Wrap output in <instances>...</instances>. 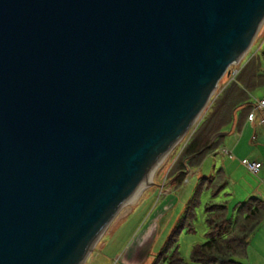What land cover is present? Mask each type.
Wrapping results in <instances>:
<instances>
[{
    "label": "water",
    "instance_id": "obj_1",
    "mask_svg": "<svg viewBox=\"0 0 264 264\" xmlns=\"http://www.w3.org/2000/svg\"><path fill=\"white\" fill-rule=\"evenodd\" d=\"M263 21L264 0H0V264H83Z\"/></svg>",
    "mask_w": 264,
    "mask_h": 264
},
{
    "label": "trees",
    "instance_id": "obj_2",
    "mask_svg": "<svg viewBox=\"0 0 264 264\" xmlns=\"http://www.w3.org/2000/svg\"><path fill=\"white\" fill-rule=\"evenodd\" d=\"M249 54L251 56L239 67L234 78L229 76L170 168L167 181L171 180L174 188L182 186L187 169L198 167L219 146L220 137L210 145L212 136L222 130L240 128L238 122L241 116L247 117L253 109L250 94L264 84V58L252 51ZM227 185V175L222 169L214 176L200 178L175 225L178 230L174 227L156 253L153 264H245L250 239L264 223V200L249 196L231 207L223 202L214 203L213 198ZM204 191L211 195L203 203L201 197ZM198 213L202 214L206 226L204 240L192 246L186 260L179 253L177 235L182 228L186 232H195Z\"/></svg>",
    "mask_w": 264,
    "mask_h": 264
},
{
    "label": "rangeland",
    "instance_id": "obj_3",
    "mask_svg": "<svg viewBox=\"0 0 264 264\" xmlns=\"http://www.w3.org/2000/svg\"><path fill=\"white\" fill-rule=\"evenodd\" d=\"M250 51L264 58V21L245 57L239 63L231 64L228 68L230 74H224L220 79L212 99L200 116L199 121L212 101L221 92L229 76L233 79L239 67L245 64L251 56L249 54ZM263 95L264 84L252 90L250 100L255 104L256 100L263 97ZM199 121L164 156L156 168L148 175L147 182L142 183L132 193L126 204L122 206L106 226L83 264H153L156 253L169 238L170 233L183 213L186 201L190 198L200 178L214 176L221 170L222 161L219 151L223 146V142L225 143L226 141L225 138L229 137L228 135L221 136L219 146L208 154H213L215 156L214 160L207 155V158L205 157L198 167L186 170V179L181 187L174 188L171 180L168 179L167 181V176L169 173L171 174L170 168L179 158L182 148L193 134ZM221 132L228 131L222 130ZM246 170L250 173L247 168ZM223 171L226 173L225 170ZM249 173L243 169L237 171V179L242 182H248L258 177ZM239 189V185L236 184L232 187L229 184L212 201L216 204L227 203L231 207L238 200L239 196H236L237 194L235 193ZM210 195L208 191L202 193L201 199L203 203L210 199ZM195 223V232H186L182 228L177 235L179 253L186 260L189 259L192 246L204 240L206 226L202 220V214L198 213ZM256 238L253 235L250 239L248 256L244 261L245 264H264V248H256L259 244Z\"/></svg>",
    "mask_w": 264,
    "mask_h": 264
},
{
    "label": "crops",
    "instance_id": "obj_4",
    "mask_svg": "<svg viewBox=\"0 0 264 264\" xmlns=\"http://www.w3.org/2000/svg\"><path fill=\"white\" fill-rule=\"evenodd\" d=\"M252 111L253 109L249 112L247 117L241 116L240 119L238 118V124H241L240 128L227 132L226 135L229 137L225 138L226 141L223 139L225 143L223 142V146L219 151L222 161L221 169L225 170L227 174L228 185L230 184L234 187L237 184L240 186L237 193L234 192L237 194L236 196H239L237 201H243L248 198L249 195L257 196L264 200V184L261 182V179L264 178V125L259 124L258 117L253 121L249 120V115ZM208 157H212L213 160L215 159L213 154L208 155ZM245 159L258 160L262 163V169L257 175H254L258 177L248 182H242L237 179V171L243 169L249 173L243 166V160ZM253 235L256 236V240L259 241L256 248H264V223Z\"/></svg>",
    "mask_w": 264,
    "mask_h": 264
},
{
    "label": "built area",
    "instance_id": "obj_5",
    "mask_svg": "<svg viewBox=\"0 0 264 264\" xmlns=\"http://www.w3.org/2000/svg\"><path fill=\"white\" fill-rule=\"evenodd\" d=\"M256 117H258L259 124L264 125V96L256 100L249 120L253 121ZM243 164L254 175H257L262 169V163L258 160L245 159ZM261 182L264 184V178L261 179Z\"/></svg>",
    "mask_w": 264,
    "mask_h": 264
},
{
    "label": "bare ground",
    "instance_id": "obj_6",
    "mask_svg": "<svg viewBox=\"0 0 264 264\" xmlns=\"http://www.w3.org/2000/svg\"><path fill=\"white\" fill-rule=\"evenodd\" d=\"M132 198V197H131Z\"/></svg>",
    "mask_w": 264,
    "mask_h": 264
}]
</instances>
